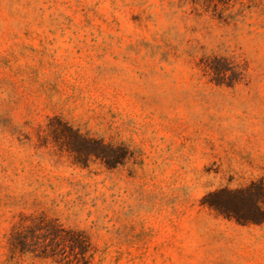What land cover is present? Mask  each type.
Returning a JSON list of instances; mask_svg holds the SVG:
<instances>
[{
  "label": "rangeland",
  "instance_id": "obj_1",
  "mask_svg": "<svg viewBox=\"0 0 264 264\" xmlns=\"http://www.w3.org/2000/svg\"><path fill=\"white\" fill-rule=\"evenodd\" d=\"M0 264H264V0H0Z\"/></svg>",
  "mask_w": 264,
  "mask_h": 264
}]
</instances>
